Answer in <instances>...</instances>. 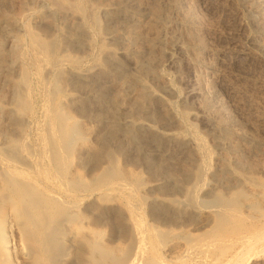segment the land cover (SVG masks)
<instances>
[{"label": "rangeland", "instance_id": "374dc122", "mask_svg": "<svg viewBox=\"0 0 264 264\" xmlns=\"http://www.w3.org/2000/svg\"><path fill=\"white\" fill-rule=\"evenodd\" d=\"M69 1L0 0V194L67 204L106 264H264V0ZM61 119L78 198L38 177Z\"/></svg>", "mask_w": 264, "mask_h": 264}, {"label": "bare ground", "instance_id": "6f19581e", "mask_svg": "<svg viewBox=\"0 0 264 264\" xmlns=\"http://www.w3.org/2000/svg\"><path fill=\"white\" fill-rule=\"evenodd\" d=\"M61 5L70 6V1L61 0ZM30 35V43L33 52H36V57L37 55L39 57H44L45 60H47L46 62H52V64L59 62L58 57L55 56V52L51 48L53 46L50 47V45L45 44L36 35ZM63 60H67V57L63 58ZM21 82L26 85L28 82L27 77L24 76ZM145 94H147V96L150 95L149 92H145ZM26 95L23 91H17L14 95L17 104H19L23 110H25ZM145 96H140V98H144ZM147 98H144V100ZM56 129L57 132L64 133V136H62L63 138L65 137L64 141H59L61 144L59 148L57 147V150L53 148H51V150L48 149L52 164L51 167H48H50L51 170L48 171L49 169H45L48 171L45 173L41 171L38 177L46 181L49 180V182L53 180L55 182L53 186L55 185L57 189L60 190L59 192L68 199L70 197L78 198L77 195L80 194L83 188L85 190L86 188L78 179H66L65 174L67 172L66 170L63 171V168H61L62 163L60 158V154L62 153L65 154V158L69 159L71 157L72 143L74 141H71L70 134L75 132V128L71 124V121L62 120ZM54 133L56 134V132ZM50 144H52V142ZM201 170L200 168L196 171L195 183L193 182L195 185L193 184L192 188L188 191L189 197L196 201L198 200L195 197V187L196 183H199L201 179ZM17 184H11V189L7 194H0V202L2 205V212L0 214V264H18L13 259L17 254L21 256L23 264H63L65 258L69 255V250H73L74 252L82 248L84 249V247L90 252L87 256L86 264L107 263L105 260H102L104 259L103 256H101V259H98L97 255L99 254L98 251H96L98 247H96L95 242L97 236L95 235L96 237L94 238L95 233H90L91 236L87 234L88 238H82L78 234L79 220L78 213L75 210L72 211L71 207L67 204H57L55 201L54 204H52L53 206L49 207L46 205L45 199L42 198V194L36 190L27 189L28 187L26 184L27 188L24 186L19 187L20 185L17 186ZM46 187L44 188L47 189ZM45 194L47 195L48 192L46 191ZM41 199L44 201H41ZM48 204L51 206L49 202ZM212 204L219 208L223 205V202L216 198L212 201ZM8 234H10L12 239H18L17 245H11V238Z\"/></svg>", "mask_w": 264, "mask_h": 264}]
</instances>
